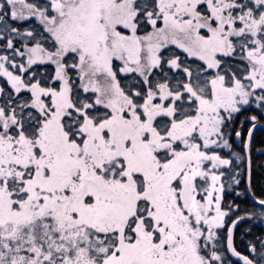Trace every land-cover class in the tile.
<instances>
[{"label": "snow or ice", "instance_id": "obj_1", "mask_svg": "<svg viewBox=\"0 0 264 264\" xmlns=\"http://www.w3.org/2000/svg\"><path fill=\"white\" fill-rule=\"evenodd\" d=\"M0 264H264V0H0Z\"/></svg>", "mask_w": 264, "mask_h": 264}]
</instances>
